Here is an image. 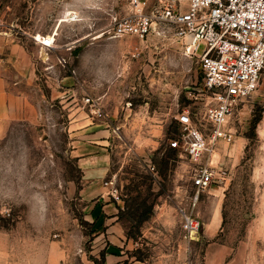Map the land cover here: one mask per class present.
Listing matches in <instances>:
<instances>
[{"label":"rangeland","instance_id":"rangeland-1","mask_svg":"<svg viewBox=\"0 0 264 264\" xmlns=\"http://www.w3.org/2000/svg\"><path fill=\"white\" fill-rule=\"evenodd\" d=\"M130 1L0 0L8 33L32 58L36 84L28 91L38 111L0 142V230L8 234L0 264L93 258L97 231L86 219L72 148L90 142L83 129L97 125L108 159L100 186L117 191L109 196L124 232L122 264H264V72L228 123L234 140L217 147L221 180L199 197L200 229L189 241L181 212L194 194L192 166L167 142L183 110L203 126V73L158 31L143 42L105 34L114 17L132 13ZM45 39L53 50L39 45Z\"/></svg>","mask_w":264,"mask_h":264},{"label":"built area","instance_id":"built-area-1","mask_svg":"<svg viewBox=\"0 0 264 264\" xmlns=\"http://www.w3.org/2000/svg\"><path fill=\"white\" fill-rule=\"evenodd\" d=\"M130 6L132 13L114 17L105 34L143 42L158 31L178 43L203 73L196 93L206 102L200 126L204 130L186 109L176 118L177 135L167 142L192 166L194 194L189 208L181 212L185 238L192 241L200 229L194 215L199 197L221 180L213 164L217 147L234 140L228 123L257 92L264 72V0H157L151 7L145 0H131ZM7 33L0 11V35ZM45 40L48 44L40 43L42 47L52 46ZM85 101L93 104L91 99ZM114 193L116 189L111 188L108 194L114 197Z\"/></svg>","mask_w":264,"mask_h":264},{"label":"crops","instance_id":"crops-1","mask_svg":"<svg viewBox=\"0 0 264 264\" xmlns=\"http://www.w3.org/2000/svg\"><path fill=\"white\" fill-rule=\"evenodd\" d=\"M40 45V44H39ZM53 50V46L43 47ZM21 38L12 34L0 35V142H5L13 124L32 121L38 111L29 93L34 87V65ZM40 91V89H38ZM42 94V93H41ZM100 126H87L84 139L72 148V156L82 172V187L79 195L86 201V219L96 230L91 256L102 264H122L120 243L124 238L123 228L117 221V205L111 200L108 188L100 186L106 175V136ZM104 184V183H103ZM8 240V234L0 230V241ZM6 256V253H3ZM83 264H95L85 259Z\"/></svg>","mask_w":264,"mask_h":264},{"label":"trees","instance_id":"trees-1","mask_svg":"<svg viewBox=\"0 0 264 264\" xmlns=\"http://www.w3.org/2000/svg\"><path fill=\"white\" fill-rule=\"evenodd\" d=\"M103 256H104V254H101V259H100V261L97 260V259H94V258H90V260H92L95 264H102L101 262H102V260H103Z\"/></svg>","mask_w":264,"mask_h":264}]
</instances>
